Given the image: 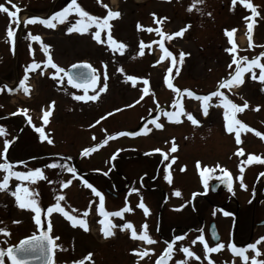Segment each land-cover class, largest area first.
I'll return each instance as SVG.
<instances>
[{"label":"rangeland","instance_id":"obj_1","mask_svg":"<svg viewBox=\"0 0 264 264\" xmlns=\"http://www.w3.org/2000/svg\"><path fill=\"white\" fill-rule=\"evenodd\" d=\"M248 2L259 15L253 16L252 10L241 0H236L235 4L232 0H202L192 11L188 9L193 0H77L90 15L101 19L109 9L120 13L119 17L109 20L110 28L100 30V42L94 39L97 31L94 24L86 33L66 31L81 19L76 12L69 13L65 23L54 20L55 28L39 20L16 24L7 14L0 13V87L4 81L14 84L13 89H16L0 90V127L5 129L0 135V163L5 162V141L11 143L19 133L8 156L28 159L30 167L24 171L39 167L48 178L23 182L33 194L30 198H35L41 207L40 225L35 224V213L31 209H20L11 195L19 180L12 177L9 189L0 191V228L7 229L6 233H0V248L13 247L28 236L37 235L40 229H49L51 224L50 232L59 245L54 264H74L88 253H92V258L85 264H157L164 256L167 243H173V250L171 256L164 258V264L184 260L188 264H252L253 257L258 262L264 261V240L256 243L264 236V227L257 228V224L264 221V176L260 175L264 172V163L247 161L250 154L264 160V82L258 79L260 68L254 66L242 73L243 83L239 85L219 88L238 105L243 106L245 100L248 102V108L235 114L236 119L248 125L247 129H240L239 144L235 139L238 126H234L232 133L226 131L224 112L230 110L224 108L219 97L212 98L205 116L203 101L183 92L190 89L205 95L217 90L220 81L230 79L229 73L235 74L233 56L237 59L248 57V61H241V67H247L252 58L264 52V0ZM0 3L10 7L7 0H0ZM13 3L23 13L47 15L51 11V17L71 0H13ZM248 23L253 24L251 31ZM188 25L190 27L182 36L172 35ZM162 26L167 27L166 36L145 29ZM8 27L14 32L13 38L6 35ZM226 29H235L231 38L226 35ZM28 33L39 35L41 40H30ZM109 34L117 42L127 45L123 54L112 50L107 42ZM141 41L145 45L143 55L139 54ZM161 42L173 56L165 55L159 46ZM42 44L49 45L47 54H44ZM233 44L235 51L227 52ZM181 52L185 53L182 61ZM49 55L65 70L77 62L91 63L99 79L96 88L89 89L88 94H94L105 83L106 91L100 93L96 101L75 100L74 95H83L84 90L68 84L63 73L60 74L62 82H57L59 77L53 79L55 69L46 67ZM161 56L165 58L160 60ZM33 61L39 63L40 68L29 71L26 81L29 92L25 93L19 87V80L24 77L26 66ZM258 63L264 64V57H259ZM169 67L173 69L171 73L167 71ZM120 68L123 72L118 71ZM128 75L138 78L135 84L126 80ZM253 75L257 78L253 79ZM165 76L173 83V89L167 87ZM144 79L148 80V85L143 83ZM145 87L149 89L146 95ZM175 88L181 89V93H175ZM142 95L144 99L140 100ZM181 107L192 113L200 124L193 125L183 114L178 118L179 122L169 121L166 113L180 111ZM48 109L51 114L45 124L42 117ZM13 114H23L31 123L24 124L22 117H8ZM101 116L105 119L100 120ZM97 120L100 122L96 123ZM153 120L164 127L156 129ZM37 127L54 142L49 144L47 140H41ZM141 128L152 130L145 133L140 131ZM256 131L262 135L257 136ZM117 132H136L137 135L116 136ZM173 142L177 145L175 152L171 151ZM86 148L93 150L85 155L83 150ZM155 149L162 151L155 152ZM238 149L243 152L237 154ZM172 156L176 157L175 161ZM197 161L201 162V168H197ZM52 163L68 166L75 163L78 172L69 173L59 166L47 167ZM203 166L212 169L206 174L207 190L200 175ZM225 169L233 180L232 190L212 194L209 179L220 177ZM169 173L172 183L163 178ZM4 174L0 171V179ZM241 178L246 188L241 187ZM68 179L72 183L61 187L60 182ZM84 180L103 194L105 211L132 209L125 211L122 217L107 218L118 226L111 229L114 232L111 237L103 236L104 225L99 221L105 218L99 214V197L83 183ZM175 190H179L181 196H175ZM58 195L64 196L59 202L61 207L77 220L83 219L87 231L79 224L73 226L61 212H47V208L57 202L55 197ZM141 200L150 210L148 215L138 207ZM224 204L226 206L219 210L212 207ZM224 212L229 213L228 217L223 216ZM127 222H131L133 228L121 230L119 226ZM213 222L221 236L219 243L224 247L206 253L204 243L210 247L216 244L209 236V226ZM145 224L147 228L143 227ZM201 225L203 230L196 231ZM133 230L137 231V238L131 237ZM145 231L154 243L138 239ZM199 235H203L205 241L192 243ZM176 236L182 239L176 241ZM249 243H256V248L246 247L252 252H247V261L238 254L236 257L229 246L234 244L241 248L242 244ZM182 247L190 248L195 255L187 257ZM145 249L149 250L148 254L140 255ZM3 264H11L7 255L3 257Z\"/></svg>","mask_w":264,"mask_h":264},{"label":"snow or ice","instance_id":"obj_2","mask_svg":"<svg viewBox=\"0 0 264 264\" xmlns=\"http://www.w3.org/2000/svg\"><path fill=\"white\" fill-rule=\"evenodd\" d=\"M202 2V0H193L192 5L189 7V11H192V8L196 6L197 3ZM241 2L244 4V6L248 9L252 10V15L257 16L259 13L256 11V8L253 6L252 3L248 2V0H241ZM232 3L235 4L236 0H232ZM7 4L10 5V7L6 6L5 3H0V13H5L7 16L10 18V20L16 24H20L21 21L18 18V13L21 12V8L16 4L13 3V0H7ZM105 8H108L107 5H103ZM197 11H200V9H197ZM71 12H76L81 19L76 20L74 24H72L70 27H67L66 31L68 33H72L74 30L78 33H86L89 31V27L91 25H95L97 31L94 33V39L98 42L101 41V31L102 29H107L110 28L109 20L114 17H119L120 13L118 11H113L111 9L108 10L107 15H105L102 19L98 16H92L90 15L87 11H85L78 3L77 0H71V3H69L66 7H64L62 10L57 11L54 13L51 17L48 19H41L40 17L37 16H31L29 19L23 21V23L28 24V23H36L38 20L50 27V28H55L56 24L53 23V21H57L59 23H64L66 20H68V15ZM155 16V14H153ZM208 15H211V13H208ZM86 18V19H85ZM245 19H248V17H245ZM159 23V21H157ZM141 25L139 23L137 24V28L139 29ZM187 27H190V25L186 26L185 28H181L179 31L172 33L173 36H182L183 33L187 30ZM249 31L252 30L253 24L248 23L247 25ZM149 32L153 31L152 28L147 29ZM156 32H160V28L155 29ZM235 29L229 31L225 30L226 35L231 38L233 36V32ZM7 37L13 38L14 37V32L11 27H8L7 32H6ZM28 37L32 41H40L41 37L39 35H33L31 33H28ZM107 42L111 44L112 50L114 52H119L121 54L124 53L127 45L123 42H117L111 34L108 35L107 37ZM160 48L164 51L166 56H173V54L165 48V45L163 42L160 43ZM42 48L45 53L48 52L49 45L47 44H42ZM144 48L145 45L143 41H141L139 45V54L143 55L144 54ZM235 44L232 45V47H229L226 49L227 52L233 53L235 51ZM180 59L181 61L183 60V57L185 56V53L181 52L180 54ZM259 57H264V52H261L259 54ZM259 57H254L251 59L250 62H248L247 67H241V61H248V57L242 56L239 59H237L235 56L232 57V62L236 64V69H235V74L232 75L229 73L230 79H224L219 82V86L217 90L211 91L208 94L205 95H199L195 93L193 90L190 89H184L183 92L187 93L188 97H195L197 100L203 101V114L205 116L208 115V107L209 103L212 100L213 97H219L220 102L223 104L225 109H229L230 111H225L224 112V119L227 121V126H226V131L228 133H232L234 131V126H238L236 128V135L235 139L236 142L239 144L240 143V129H247L248 125L242 124L240 120L236 119L235 114L238 112H242L244 109L248 108V102L245 100L243 103V106L238 105L234 103L232 100H230L227 96L222 91H219V88H225L228 87L230 88L233 84L239 85L243 83L242 80V73L250 70L254 66H258L260 68V73L258 79L262 82H264V64H259L258 60ZM165 57L161 56L160 60H163ZM173 63H175V59L173 60ZM51 66L52 69H55V72L52 73V78L59 79L57 80L58 83L62 82L63 76H60L61 73L64 74V76L67 77V83L73 85L75 88H80L84 90L83 95H74V99L77 101H96L100 93H103L106 91L107 84L105 83L102 87H99L98 89L95 90V93L92 95L88 94L89 89H95L97 81L99 79V74L97 73L96 69L93 68V66L87 62L81 63V64H73L72 68L73 69H85V71H80L75 74L66 72L64 68L58 66L56 63L53 62L51 56L49 55L46 67ZM40 68V64L33 61L32 63L28 64L25 68V75L22 79L19 80V87L23 89L25 93L29 92V88L26 86V81L28 80V73L29 71H35V69ZM229 68H231V64L229 65ZM118 71L123 72V69L120 68ZM169 73L173 71L172 67H169L167 69ZM179 70L177 69V72ZM43 74V72H41ZM257 77L253 75V79H256ZM104 79L105 81L107 80V74H104ZM137 77L135 75H128L126 77L127 81L135 82L137 81ZM164 81L167 84V87L169 89H173V83L167 76L164 77ZM143 83L145 85H148V80L144 79ZM7 85H3L0 87V90L3 88H7ZM16 89L9 88V91H15ZM175 93L180 94L181 89L175 88L174 89ZM144 94L146 95L149 92L148 87H145L143 89ZM242 98V97H241ZM144 96L142 95L140 97V100H143ZM243 99V98H242ZM139 101H136L138 103ZM177 106L179 105V101L175 102ZM54 105V102H52ZM132 105H125V107H131ZM257 109H259V105L256 106ZM121 109H115V111H120ZM19 111V110H18ZM26 111V110H25ZM51 114V109L45 110L43 113V121L45 124L48 123L49 116ZM186 115L187 119L193 124V125H198L200 124V121L196 119L192 113L190 112H185L183 108L181 107L180 111L176 112H167V118L169 121L172 120H177L179 122V117L181 115ZM106 115H112V113H107ZM105 119V116H101L100 120ZM100 120H97L96 123H99ZM31 123V120H29ZM152 123L155 125L156 129H161L164 127L162 123L156 122V120H153ZM91 127V125H90ZM152 129L151 128H141V132H150ZM36 131L40 133V139L41 140H47L49 144H52L54 141L47 137L44 134V131L37 127ZM252 131H255L254 129ZM5 133V129L3 127H0V135ZM257 136H261L262 134L258 131L255 132ZM116 136H121V135H130V136H135L137 135L136 132H117L115 133ZM174 140V138H173ZM9 141H5V149L8 148ZM104 143H107V140L104 141ZM99 147V145H97ZM93 149L91 148H86L84 149V154L87 155L90 151ZM155 152H161V149H155ZM171 151L175 152L177 151V145L173 142L171 144ZM243 152V149H238L237 154H241ZM165 159H168L167 154H165ZM171 159L175 161L176 157L172 156ZM247 161L251 163L252 161H259L261 163H264V160L261 159L259 155H248ZM18 163H23V161L18 162ZM197 168H201V162L197 161ZM65 167L67 169V172L69 173H75V169L72 168L71 166L68 165H58L57 163H52L50 165H47V167ZM216 167H220V165H216ZM183 170V169H181ZM0 171L6 173L2 176V179H0V191L3 190H8L9 189V181L12 177H15L17 180L20 181V183L16 184L15 186V191H11V195L16 198V203L18 204V207L20 209H31L35 213V224L40 225L41 224V219H40V214H41V207L38 205V202L35 198H30L33 196V194L30 192V189L24 185V181H29V182H35L39 179H45L47 180L48 178L45 176L43 170L39 167H36L34 169H29L27 171H14L13 170V163L11 162H3L0 163ZM167 172V170H165ZM212 169H210L207 166H203L202 171L200 173L201 177L203 178L204 186L205 189L207 190V184H208V176L206 175L207 173L211 172ZM242 171V169H241ZM107 175V173H104ZM224 175L227 177V185L229 190H232V181L230 177V173H228L227 169L224 170ZM261 176H264V172L260 173ZM166 181L169 183H172V176L171 174H166L163 177ZM51 183V181H49ZM61 187H67L72 183L71 179L61 181ZM83 183L91 189V191L95 194V196L99 197V202H100V207H99V214L103 216L105 219H102L99 221L100 224L104 225V227L101 229L103 236L105 238L111 237L114 235V232L111 230L112 228L118 227L115 224H112L107 218L109 216H116V217H122L123 213L125 211H131V208L125 207L122 210L115 211V212H108L105 211L104 209V196L103 194L98 191L91 183H89L87 180H84ZM241 187L246 188V185L243 183V180L241 178ZM132 191H136V189H132ZM175 196L179 197L181 196V192L179 190H175L173 193ZM195 195V194H193ZM56 203L50 207L47 208L48 213H52L53 211L56 212H61L63 215L72 222L73 226H76L79 224L82 226L86 231H87V225L83 219L77 220V218L73 215H70L69 212L65 211L63 207L60 205V201L64 200L63 195H58L55 197ZM138 207L143 209V212L145 215L149 214V209L146 207V205L142 202L138 204ZM183 207V205H181ZM87 213L85 212V215ZM215 215V213H213ZM224 215H229V213L225 212ZM14 223H19V221H14ZM121 230L123 229H132L133 224L131 222L124 223L119 226ZM144 228H147V225L145 224L143 226ZM49 230H51V224H49ZM7 229L6 228H0V233H6ZM131 237L132 238H137V231L133 230L131 232ZM213 237L215 238V233L213 234ZM58 239V238H57ZM140 241H146L149 244L154 243L155 241L148 235V233L145 231L141 233L138 237ZM182 239L181 236H176L175 240L180 241ZM261 240H264V236H261L259 240H257L256 243H259ZM196 241H205V237L203 235H199L196 237L195 240L192 241V243H196ZM256 243H249L247 245V249H255L256 248ZM231 247V250L233 253L238 254L240 257L243 258L244 261L248 260V257L245 255V248H238L234 244L229 245ZM59 247V245L54 243V238L48 234V232H41L39 235H32L28 236L27 238L21 240L18 245L3 249L0 248V264H3V257L7 255V257L11 260V264H29V261L32 259L38 258V254H42L45 259V264H51V253L53 248ZM224 245L222 243L217 242L214 247H210L207 243H204V249L206 253H212L220 250L223 248ZM173 250V243H167V247L164 249V256L161 257L158 261L157 264H164V258L169 257L172 254ZM182 252L186 254L187 257H193L195 253L190 250L188 247H182ZM133 251H136L135 249ZM148 249H145L140 255H147L148 254ZM258 254V253H257ZM92 258V253H88L83 259L79 261H75L74 264H85V261L91 260ZM196 259L199 260L200 257L196 256ZM176 264H188L187 260L184 261H177ZM252 264H264V261H256L255 257L252 258Z\"/></svg>","mask_w":264,"mask_h":264},{"label":"water","instance_id":"obj_3","mask_svg":"<svg viewBox=\"0 0 264 264\" xmlns=\"http://www.w3.org/2000/svg\"><path fill=\"white\" fill-rule=\"evenodd\" d=\"M38 17V16H37ZM76 64H81V63H76ZM80 71H85V69H73L72 66L67 70V72L69 73H77V72H80ZM227 177H225V175H223L221 177V180L218 181L216 184L212 185V192H215L217 187L218 186H223L226 190H229L228 188V185H227ZM232 181V180H231ZM258 226H264V222H261L260 224H258ZM41 232H48V234L50 235V232L48 229L44 228V229H41L40 230V233ZM39 233V234H40ZM215 233V238L213 237V234ZM209 234H210V238L212 239V241L214 243H217L219 240H220V235H219V232H218V229L216 227V224L215 223H212L210 225V228H209ZM19 244V243H18ZM17 244V245H18ZM51 264H53V261H54V248L52 250V253H51ZM29 264H45V259H44V256L42 254H38V258L36 259H32L29 261Z\"/></svg>","mask_w":264,"mask_h":264},{"label":"flooded vegetation","instance_id":"obj_4","mask_svg":"<svg viewBox=\"0 0 264 264\" xmlns=\"http://www.w3.org/2000/svg\"><path fill=\"white\" fill-rule=\"evenodd\" d=\"M45 54H47V53H45ZM24 145V144H23ZM13 147L14 146H12L11 148H10V150H8L9 151V153L10 152H12V149H13ZM25 150V149H24ZM23 150V151H24ZM26 154H27V152H25V156H26ZM33 160H38V159H33ZM21 161H23V163H18V162H21ZM27 161H28V159H18L17 157H16V155L13 157V158H11L10 157V162L11 163H13V169H16V170H18V171H24L25 169H26V167H30V165H28V163H27ZM70 166L72 167V168H78V165H73V164H70ZM220 180V177H218V178H215V177H211V179H209V191L212 193V194H215V193H222V192H225V193H227V192H229L228 190H226L225 188H223L222 186H218L217 187V189H216V191L215 192H212L211 191V188H212V185L213 184H216L218 181ZM204 194V193H203ZM202 198H204V195H202L201 196ZM215 207V208H217L216 210H219V208H222V207H225L226 206V204H224V205H218V206H216V205H212V207ZM226 210V209H225ZM227 211V210H226ZM227 212H229V211H227ZM225 213V212H224ZM224 217H228V215H223ZM217 225V224H216ZM201 230H203V225H201V228L200 229H197L196 231H200L201 232ZM247 246L248 244H242L241 246Z\"/></svg>","mask_w":264,"mask_h":264},{"label":"bare ground","instance_id":"obj_5","mask_svg":"<svg viewBox=\"0 0 264 264\" xmlns=\"http://www.w3.org/2000/svg\"><path fill=\"white\" fill-rule=\"evenodd\" d=\"M42 16H44V15H42ZM25 17H26V14L25 13H23V12H21L20 14H19V19H20V21H24L25 20ZM8 86H9V88H13L14 87V84H12V83H8Z\"/></svg>","mask_w":264,"mask_h":264}]
</instances>
